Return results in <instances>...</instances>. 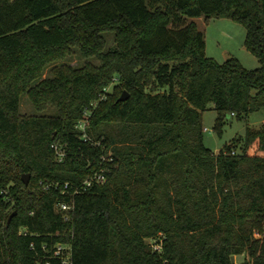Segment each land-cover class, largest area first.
Listing matches in <instances>:
<instances>
[{
    "label": "trees",
    "instance_id": "1",
    "mask_svg": "<svg viewBox=\"0 0 264 264\" xmlns=\"http://www.w3.org/2000/svg\"><path fill=\"white\" fill-rule=\"evenodd\" d=\"M201 17L242 24L260 66L208 57ZM211 104L217 131L264 108V0H0V264H264V123L215 153Z\"/></svg>",
    "mask_w": 264,
    "mask_h": 264
},
{
    "label": "rangeland",
    "instance_id": "2",
    "mask_svg": "<svg viewBox=\"0 0 264 264\" xmlns=\"http://www.w3.org/2000/svg\"><path fill=\"white\" fill-rule=\"evenodd\" d=\"M197 23L199 29L204 32L205 35L206 54L208 57L214 58L219 63H223L227 57H235L249 70L256 69L260 66L258 59L244 46L246 29L242 24L230 18L215 19L208 26H203V23H199V21ZM223 30L224 32H222ZM106 39L108 41V46L114 44V34L107 33ZM90 61L94 64H98L95 59H90ZM64 63L74 68H81L85 65L86 60L81 57L77 47H74V53L70 54L68 58L64 60ZM51 68L52 66L45 70L44 78L51 76ZM112 87L113 85L109 86V91L112 90ZM21 112L26 115L34 116H56L58 114L55 108H49L44 112H38L27 96H23L21 99ZM218 118L219 114L213 109L212 104L210 109L203 113L204 144L215 153H218L225 145L235 143L237 139L243 140L246 136L247 127H258L262 125L264 123V108L250 114L247 119H238L232 116L228 117L224 121L220 131L215 129ZM235 260L236 264H244V256L236 257Z\"/></svg>",
    "mask_w": 264,
    "mask_h": 264
},
{
    "label": "built area",
    "instance_id": "3",
    "mask_svg": "<svg viewBox=\"0 0 264 264\" xmlns=\"http://www.w3.org/2000/svg\"><path fill=\"white\" fill-rule=\"evenodd\" d=\"M89 116H85V118L83 120H81L79 122V124L77 125L78 129L83 132V138L85 141H88V134H87V130L89 128ZM53 148L55 149L58 159L60 161H63V159L65 158V151L58 145L55 144L53 146ZM107 182V178L106 175L104 174L103 170H101V172H97L94 176L90 177L89 179H87L84 182V187H90L92 186L94 183L98 184V185H102L105 184ZM52 185V184H51ZM59 184H56L55 186H58ZM51 186L47 185L46 189H49ZM69 188V184L66 183L64 186V190L63 193H66L67 190ZM81 192V189L78 187H75L72 196H75L77 194H79ZM59 209L61 210V212H69L71 210L74 209V204H70V203H60L59 205ZM65 220H69V216H66ZM162 243L163 242H151V244L153 245V248L156 251L161 252L162 251ZM54 258H58L61 261V264H73L72 261V248L71 245H58L54 251ZM38 264H51V262L49 260H46L45 263H41L39 262Z\"/></svg>",
    "mask_w": 264,
    "mask_h": 264
},
{
    "label": "water",
    "instance_id": "4",
    "mask_svg": "<svg viewBox=\"0 0 264 264\" xmlns=\"http://www.w3.org/2000/svg\"><path fill=\"white\" fill-rule=\"evenodd\" d=\"M129 97H130V94L127 91H124L123 94H122V96L119 98V101L120 102H124ZM230 116L231 115H229V117ZM22 179H23V182L25 183V185L28 186L29 183H30V180H31V174H24L23 177H22ZM16 214H17V212H14L13 214H11V216L9 217V220H8L7 225H10L11 224V222H12L13 218L16 216ZM231 259H232V264H236V260H235L236 257L235 256H232Z\"/></svg>",
    "mask_w": 264,
    "mask_h": 264
},
{
    "label": "crops",
    "instance_id": "5",
    "mask_svg": "<svg viewBox=\"0 0 264 264\" xmlns=\"http://www.w3.org/2000/svg\"><path fill=\"white\" fill-rule=\"evenodd\" d=\"M215 19H221V18H210V19L206 20L204 17H201V18L193 19V21H195L196 23L199 21V23H203V26H208ZM197 25H198V23H197ZM222 32H224V30Z\"/></svg>",
    "mask_w": 264,
    "mask_h": 264
}]
</instances>
